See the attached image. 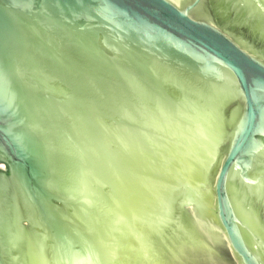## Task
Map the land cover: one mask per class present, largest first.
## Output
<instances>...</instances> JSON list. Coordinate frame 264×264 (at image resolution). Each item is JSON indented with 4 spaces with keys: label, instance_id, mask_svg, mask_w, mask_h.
<instances>
[{
    "label": "water",
    "instance_id": "water-1",
    "mask_svg": "<svg viewBox=\"0 0 264 264\" xmlns=\"http://www.w3.org/2000/svg\"><path fill=\"white\" fill-rule=\"evenodd\" d=\"M0 264H264V0H0Z\"/></svg>",
    "mask_w": 264,
    "mask_h": 264
}]
</instances>
